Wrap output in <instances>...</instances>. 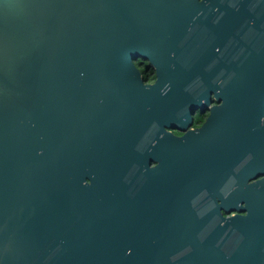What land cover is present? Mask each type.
I'll return each instance as SVG.
<instances>
[{
    "label": "water",
    "instance_id": "obj_1",
    "mask_svg": "<svg viewBox=\"0 0 264 264\" xmlns=\"http://www.w3.org/2000/svg\"><path fill=\"white\" fill-rule=\"evenodd\" d=\"M201 6L0 0V264H264L214 261L133 203L165 173L177 195L210 189L215 168L234 190L264 171V27L248 37ZM199 110L201 128L172 133Z\"/></svg>",
    "mask_w": 264,
    "mask_h": 264
},
{
    "label": "flooded vegetation",
    "instance_id": "obj_2",
    "mask_svg": "<svg viewBox=\"0 0 264 264\" xmlns=\"http://www.w3.org/2000/svg\"><path fill=\"white\" fill-rule=\"evenodd\" d=\"M198 2L202 6L197 8L196 17L215 21L228 17L233 22L242 23L241 28L246 30L245 36L262 35L260 30L264 27V0ZM136 65L144 80L154 81L155 73L147 62L137 59ZM207 116L206 112L199 118L194 116L187 129H174L172 133L180 137L188 130L199 129ZM150 129L157 132L151 145L163 142L164 133L169 132L163 119L161 124L153 122ZM164 155L163 153L162 160ZM157 156L151 154V167L156 164ZM223 171V168L214 169V175L209 178L212 181L210 189L200 186L197 190L183 191L177 195L168 190L169 178L165 173L161 191L152 187L146 194L134 195L135 209L149 214L162 226L176 220L182 226L188 227L199 245L213 247L214 261H264V171L244 184L241 190H234L232 177ZM256 181L261 191L252 192L249 184ZM172 212L178 213V216L174 218L170 215Z\"/></svg>",
    "mask_w": 264,
    "mask_h": 264
},
{
    "label": "rangeland",
    "instance_id": "obj_3",
    "mask_svg": "<svg viewBox=\"0 0 264 264\" xmlns=\"http://www.w3.org/2000/svg\"><path fill=\"white\" fill-rule=\"evenodd\" d=\"M201 113H202L201 110H199V111H198V114H197V116H196V118H199L200 115H201ZM206 113H207V112H206Z\"/></svg>",
    "mask_w": 264,
    "mask_h": 264
}]
</instances>
